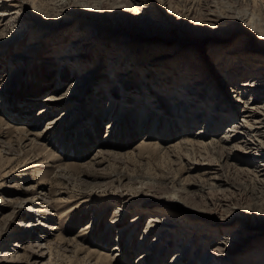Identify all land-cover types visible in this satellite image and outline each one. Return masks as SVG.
Here are the masks:
<instances>
[{
  "label": "rangeland",
  "instance_id": "rangeland-1",
  "mask_svg": "<svg viewBox=\"0 0 264 264\" xmlns=\"http://www.w3.org/2000/svg\"><path fill=\"white\" fill-rule=\"evenodd\" d=\"M61 1L0 0V14L17 7L16 15L0 17V264H110L103 255H111L112 264H142L145 254L148 264H169L174 253L176 263L198 264L211 246L197 243L190 250L188 243L206 235L216 245L222 236L216 229L188 232L194 209L205 222H245L233 244L250 261L264 246L260 235L247 238L264 216V189L252 172L260 159L248 162L242 151L230 155L219 140L232 120L215 124L201 109L200 103L214 105L194 78L216 72L204 71L210 68L204 59L200 66L207 68L171 96L163 87L171 90L177 79L159 80L141 53L130 54L116 37L121 30L112 28L113 35L107 26L115 20L97 15L100 1H79L81 10L90 6L72 17L67 34L55 36L47 16ZM172 1L187 23L150 36L162 59L159 75L191 60L186 50L168 56L184 32L203 44L199 25L207 23L212 2ZM35 4L49 28L29 27L28 33ZM149 13L161 18L167 12L157 4ZM70 42V60H58ZM225 95L227 101L238 97L226 89ZM234 116L240 118L238 111ZM167 193L171 203L156 199ZM152 218L163 221L165 231L154 245L156 231L146 228Z\"/></svg>",
  "mask_w": 264,
  "mask_h": 264
},
{
  "label": "bare ground",
  "instance_id": "bare-ground-1",
  "mask_svg": "<svg viewBox=\"0 0 264 264\" xmlns=\"http://www.w3.org/2000/svg\"><path fill=\"white\" fill-rule=\"evenodd\" d=\"M79 1L81 0H76L74 2L72 0H63L60 4L58 3L59 5L55 4V6H57L56 10L52 11L50 16H47V18L50 19V22H47L50 28L54 30L53 33L55 36L61 35L62 38L64 33L67 34V28L73 26L76 22L72 17L78 15L81 11H85L84 9L90 6L86 5L81 10V8H78L79 5H81ZM98 1L100 2L92 1L99 4V8L96 10H101V12L96 11L98 12L97 15H101L104 18L106 17L108 20H115L113 23H107L111 33L116 35V33L112 32V28H114V30H121L120 34L116 37L122 38L124 47H126L130 54L134 53V55H136L141 53L144 57V63L149 66L147 69L151 71L150 73H153V71L157 73L162 72L160 68L162 59L159 57V47H157L155 43H150L152 40L149 38L156 32L163 34L165 27L170 26L169 28H179L177 25L185 26L187 20H182L177 12L180 5L176 3L173 4L174 1L172 0H119L121 2L112 0V4H109V0ZM210 1H212L211 6L209 5L211 10L206 16L207 23L199 25V29L207 32L198 33V36L201 35V39H204L203 44L194 41L193 36L184 32V34L181 35L182 39L170 46L168 56L171 59L173 56L186 50L188 52L187 56H189L191 60L188 61L185 67H181V69L175 67L163 75L156 73V77H158L159 80L166 81V83H168L169 80L174 81L177 79V83L175 85L172 84L173 88L171 90H168L167 87L170 84L166 85L163 83V85L165 84L163 89L167 92H173L171 95L173 96L175 93H178V91H181L180 89L183 88V84L187 79L195 77L197 75L196 72L200 73L203 68H207L205 64L204 66L202 65L203 68L200 66L201 61L204 59L208 61V66L210 68L208 67L209 69L204 71H207V73L213 71L216 72V75L214 73L212 76L209 74V78H194L196 79L194 85H197L200 91L207 89V94L204 95L207 96L208 99L209 96L212 97L210 100L214 105V109H209L205 104L200 103V106L203 107L201 109H204L203 111H210V120L215 119V124H217L219 120L220 123L223 119L228 121L232 120V124L229 125L227 131L222 134L219 141L223 148L231 150L230 155L232 156L234 152L242 151L248 157V160L250 159L248 162H253L255 158L260 159V163L252 172L259 182V185L264 189V0ZM157 4L167 12L165 17H161L162 19L156 14L150 15L149 13L156 9ZM164 5H168L170 9H166L163 7ZM71 7L72 10L74 9L73 11L76 12L75 14L70 13V11H72ZM16 8L17 7L10 8L4 13H1L0 17H12L16 15ZM33 10L35 17L34 21L24 26V31L28 33L30 31L29 27L32 29L35 28L34 32L43 27H47L45 23L43 24L45 17L40 9L37 8L36 4ZM117 11L121 12L120 16H117ZM132 11V17L129 16L128 18L126 13L128 14L130 12L131 14ZM187 19L189 20L188 15ZM39 22L40 24H38ZM36 27H38L37 30ZM42 31L44 32V30ZM205 36L209 37L208 40H205ZM194 42H196V44ZM74 45L75 43L70 42L67 47H64L58 56V60L62 62L70 60L72 56L70 52H73ZM229 45L231 46L225 49ZM205 48L206 52H203ZM138 49L140 50L137 51ZM223 49L226 51L218 56V52ZM133 50H135V52ZM16 56L19 57L21 54L18 53ZM237 78L244 79H240L237 84L233 83ZM225 89L231 93L235 91L238 97L234 101H227ZM66 94L68 93L64 95ZM47 100L53 101L54 99L50 98ZM0 105H3L2 100H0ZM48 106L53 107L51 104H48ZM46 110L47 107H44L42 112ZM107 110L109 111V107ZM235 111H238L240 115L237 121H233L235 118ZM108 128H110V126H108ZM106 137H108L107 133ZM163 198H166V200L162 201ZM156 199L162 203L169 204L174 198L172 193H167L163 194V197H157ZM194 210L196 211H192L193 215H191L193 216L191 219L193 226L188 232L191 231V233L196 234L199 229H203L207 233L209 230L216 229L222 236L221 240L216 243V245L215 243L213 244L212 237L206 235L203 237L200 236L193 244L188 243V249L190 248V250L192 249L191 247L197 243L198 245L200 243H206L207 246H211L200 256L198 264H264V246L260 252L257 251L252 254V258L248 262L246 258L243 259L239 257V255L243 254L244 248L234 247L233 243L235 239L241 237L240 234L246 230L247 225L245 222H242L239 226L235 225V222H237L235 218L205 222L201 217L202 214L199 213L202 212V210ZM183 215L184 214L179 215V218L182 220L184 218ZM186 217L187 216H185V218ZM257 221L258 224L252 227L253 230L251 234L253 235L247 237L248 239L250 237L253 238L254 241L257 240L256 236L259 235L260 238H264V216L258 218ZM162 224L163 221L158 218L148 220L146 228L152 227L150 229L152 233L156 231L155 238L151 245H154L156 241L163 240L165 231ZM167 228L170 229L171 227ZM161 247L159 253L162 251ZM115 250L118 249L115 248ZM196 254L197 252L194 251L192 258H194ZM148 257H150V254L142 256V264H148ZM178 258L179 254L174 253V261L169 264H179V261L176 263ZM100 259L107 260L110 264L113 262L111 255L100 256Z\"/></svg>",
  "mask_w": 264,
  "mask_h": 264
}]
</instances>
